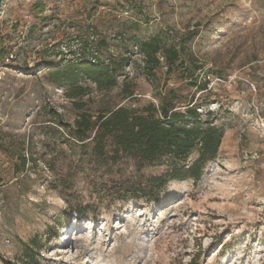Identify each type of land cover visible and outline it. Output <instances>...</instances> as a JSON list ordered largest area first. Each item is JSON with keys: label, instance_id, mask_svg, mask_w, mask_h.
<instances>
[{"label": "rangeland", "instance_id": "rangeland-1", "mask_svg": "<svg viewBox=\"0 0 264 264\" xmlns=\"http://www.w3.org/2000/svg\"><path fill=\"white\" fill-rule=\"evenodd\" d=\"M157 33L187 41L207 91L165 68L149 83L132 39ZM99 39L101 59L127 66L114 88L83 81L69 99L48 71L90 60ZM170 89L175 110L196 105L223 132L199 180L111 142L96 155L93 131L76 141L82 116L95 125ZM0 264H264V0H3Z\"/></svg>", "mask_w": 264, "mask_h": 264}, {"label": "trees", "instance_id": "trees-1", "mask_svg": "<svg viewBox=\"0 0 264 264\" xmlns=\"http://www.w3.org/2000/svg\"><path fill=\"white\" fill-rule=\"evenodd\" d=\"M163 36L157 33L147 39H132L133 48L142 60V73L149 83L155 85L157 74L165 68L166 77L174 74L181 81H188L197 92L207 91L208 81L198 85L194 78L204 67L189 52L187 41L180 39L172 42ZM89 46L90 60L81 59L80 63L51 67L48 71L49 82L64 88L69 99L85 95L86 90L81 85L83 81L93 83L99 90L114 88L127 66V58L99 57V53L109 47L105 39ZM128 95L130 97L132 93ZM155 98L157 105L150 104L142 109L118 108L102 114L95 125L82 116L75 122L76 141L83 142L86 132L93 131V153L96 155H102L105 144L111 142L117 152L132 157L138 163L162 161L168 167L170 180H199L204 165L216 157L223 137L222 130L204 121L196 105L184 111L175 110L180 100L175 90H167ZM193 153L197 157L188 163ZM156 182L160 183L159 188L165 184L161 179Z\"/></svg>", "mask_w": 264, "mask_h": 264}, {"label": "bare ground", "instance_id": "bare-ground-1", "mask_svg": "<svg viewBox=\"0 0 264 264\" xmlns=\"http://www.w3.org/2000/svg\"><path fill=\"white\" fill-rule=\"evenodd\" d=\"M67 238V237H66ZM66 238H65V240H66ZM68 246L66 247V248H69L70 246H71V237L69 238V240H68Z\"/></svg>", "mask_w": 264, "mask_h": 264}, {"label": "water", "instance_id": "water-1", "mask_svg": "<svg viewBox=\"0 0 264 264\" xmlns=\"http://www.w3.org/2000/svg\"><path fill=\"white\" fill-rule=\"evenodd\" d=\"M3 0H0V8H1V4H2Z\"/></svg>", "mask_w": 264, "mask_h": 264}]
</instances>
